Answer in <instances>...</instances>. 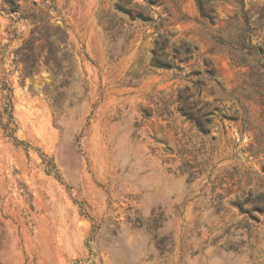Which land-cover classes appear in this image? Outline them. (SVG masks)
Listing matches in <instances>:
<instances>
[{
	"label": "rangeland",
	"instance_id": "1",
	"mask_svg": "<svg viewBox=\"0 0 264 264\" xmlns=\"http://www.w3.org/2000/svg\"><path fill=\"white\" fill-rule=\"evenodd\" d=\"M13 1L0 0V264H264V81L240 9L219 5L212 25L194 0ZM244 5L258 45L264 0ZM157 33L193 56L152 66ZM191 95L216 107L208 133L180 112Z\"/></svg>",
	"mask_w": 264,
	"mask_h": 264
},
{
	"label": "trees",
	"instance_id": "2",
	"mask_svg": "<svg viewBox=\"0 0 264 264\" xmlns=\"http://www.w3.org/2000/svg\"><path fill=\"white\" fill-rule=\"evenodd\" d=\"M194 2L198 9L200 18L212 25H214L217 21V7L219 5H230V2H233L236 8L240 9V16L243 17L245 25L240 40H243V43L246 42L247 48L251 50V52L248 54L249 57L252 58L253 64V66H250L252 70V74L250 75V77L256 76V80L264 81V62L261 57L262 53L264 52V42H261L258 45H251L250 43V34L253 33L254 29L251 28L250 15L248 11L245 10L244 0H194ZM9 7V13L17 12L19 10V7L15 4L13 0H9ZM169 36L170 34L167 33H157L152 44L153 47L151 49L150 62L152 66L165 69L179 68V66L174 62L176 59H178V62H186L193 56L195 49L192 47L191 44L186 43L184 41H179L170 44L168 41ZM217 42L225 43L232 47L234 46L236 47V50H240L242 46L240 44L235 45L231 42L226 43V41H223L221 38H218ZM169 45L170 47H172L171 55L166 51V48ZM230 62L235 67H243L246 65V59L244 58L242 59L233 57L230 59ZM205 65V73L208 75L214 74V70L211 68V63L207 62L205 63ZM255 86H258L257 83L255 84ZM2 89L10 93V90L6 87V85H3ZM259 95L262 99L261 102L264 103V94L260 93ZM193 98L194 95L189 96V99H192L190 107L183 103L180 107V112L186 119L192 122L198 130L203 133H208L210 124L213 120V116L216 112V107H213V109H209L211 106L209 103H207L203 107L196 109V105L198 102L197 100H193ZM6 99L9 100L8 96L6 97ZM4 130L7 131V127H4ZM7 136L12 138L15 144H20V142L14 139L11 134Z\"/></svg>",
	"mask_w": 264,
	"mask_h": 264
}]
</instances>
